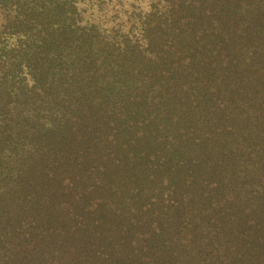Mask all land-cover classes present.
<instances>
[{
  "label": "trees",
  "instance_id": "trees-1",
  "mask_svg": "<svg viewBox=\"0 0 264 264\" xmlns=\"http://www.w3.org/2000/svg\"><path fill=\"white\" fill-rule=\"evenodd\" d=\"M0 12V264H264V0Z\"/></svg>",
  "mask_w": 264,
  "mask_h": 264
},
{
  "label": "rangeland",
  "instance_id": "rangeland-1",
  "mask_svg": "<svg viewBox=\"0 0 264 264\" xmlns=\"http://www.w3.org/2000/svg\"><path fill=\"white\" fill-rule=\"evenodd\" d=\"M1 19H2V14H1V12H0V22H1Z\"/></svg>",
  "mask_w": 264,
  "mask_h": 264
}]
</instances>
